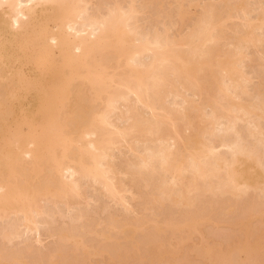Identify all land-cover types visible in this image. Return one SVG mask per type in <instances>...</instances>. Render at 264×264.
Segmentation results:
<instances>
[{
	"label": "bare ground",
	"instance_id": "bare-ground-1",
	"mask_svg": "<svg viewBox=\"0 0 264 264\" xmlns=\"http://www.w3.org/2000/svg\"><path fill=\"white\" fill-rule=\"evenodd\" d=\"M159 1L0 0V219L12 220L0 238L13 241L22 230L40 238L39 224L54 216V207L72 211L89 202L83 182L124 205L128 190L111 165L119 144L137 153L128 163L138 167L133 176L146 173L145 185L148 176L158 179L155 185L149 177L150 203L185 212L166 227L154 223L140 252L138 243L120 244L110 232L144 230V223L117 227L111 220L101 234L80 226L102 239L92 246L71 231L87 217L80 210L71 216L74 227L56 233L55 251L25 264H138L130 262L135 257L140 264H264V82L251 89L254 76L244 69L253 58L250 48L264 61V2L251 7L249 0H221L204 5L185 34L144 32L139 14ZM186 1L178 0L183 23L191 15ZM236 15L244 30L232 37L227 24ZM229 39L231 47L222 49ZM216 129L232 135L238 129L239 139L218 138ZM138 142L150 146L143 152ZM225 147L232 157L220 152ZM225 195L231 197L225 211L239 207L241 214L222 239L204 240L200 226L211 218L204 206L191 210L205 197L213 206ZM165 229L173 235L167 241L156 236ZM69 244L73 250L64 252ZM23 259L0 249V264Z\"/></svg>",
	"mask_w": 264,
	"mask_h": 264
},
{
	"label": "rangeland",
	"instance_id": "rangeland-1",
	"mask_svg": "<svg viewBox=\"0 0 264 264\" xmlns=\"http://www.w3.org/2000/svg\"><path fill=\"white\" fill-rule=\"evenodd\" d=\"M190 1L195 2L197 5L199 4V6H196L195 9L190 8V6L187 5L188 2H190ZM220 1L221 0H187L186 3H184L186 5L185 9H187L191 15H190L189 20H187L186 22L183 23L180 21L178 15H177L178 9H179L178 0H161L158 2L160 5L158 3H157L158 5H156V3L155 4L152 3L151 5L154 4V6H151L149 4L151 6L150 8L147 5L148 10H145L144 12H142L143 10L141 9L142 13L139 14L140 24H141V26L144 27V29H143L144 32L146 30L148 32H151V31L154 32L153 29L155 30L156 28H158L160 31L166 30L167 28L168 29L171 28L170 29L171 35H172V33L174 35L185 34L186 32H188L192 28L194 22L199 17V15L202 13L203 7H205L209 4H216L217 5L220 3ZM261 1L264 2V0H261ZM259 2H260L259 0H249L248 1V3L251 5V7H256ZM253 4H256V5H253ZM143 9H145V8H143ZM252 14L256 15L255 12H253ZM235 18H237V15ZM235 18L233 17V19H234V20H232L233 22L229 21L230 23L227 24L230 26L227 29L228 30L230 29L231 31H228L227 29H225L229 32L230 36H232V37L236 36V34H239L241 31L244 30L243 22H241L242 19L239 20L238 18L237 19H235ZM231 42H232V40H231ZM230 45H231V43H230V39H229V41L223 40L219 46L222 49L226 50V49H228V47ZM248 53L251 56H253V58L251 60H247V62L245 63L244 69L246 70L245 72L250 73L251 75L254 76V79L252 80L253 82H252V84H250L253 87L256 84L257 85L259 84L258 82L260 79H262V81L264 82V80H263V77H264V61L262 59V56L260 55L261 51L258 52L256 50H254V48H252V49L250 48ZM257 74L261 75L262 77L258 76ZM251 89H255V87H253ZM186 93H185V95H187ZM251 93H252V96H253V93H254V95L256 94L253 90ZM188 94H190V93H188ZM183 98H182V100H180L181 98H177L178 101L180 100V103L182 101L181 104L178 102L179 103L178 105L183 104ZM194 98L192 96V99H194ZM254 98H255L254 96L251 98L252 101ZM171 99L173 100L174 97H172ZM168 100H170V99H168ZM168 100L166 103H169V102L171 103V101L168 102ZM195 100H197V99H195ZM173 104H175V103L172 102V104H170L169 106H173ZM173 107H175V106H173ZM180 108H181V106H180ZM121 110H122V108H121ZM208 110H206L207 111L206 113H208ZM124 111H126V110H124ZM123 113L125 114V112H123ZM144 113H145V116H147V117L149 116L148 113H147L148 115L146 114V112H144ZM125 116H126V114H125ZM114 117H116V116H114ZM126 117L128 119L129 116H126ZM115 120L121 121V120L117 119V117L115 118ZM118 121H116V122L113 121V122L117 124ZM125 121H126V119H125ZM224 123H222V125H221L222 127L221 126H217V127L224 128L225 127ZM118 124L123 125V124H125V122L124 121H123V123L119 122ZM122 125H121V127L127 126V124L123 125V126ZM239 125H240V123H239ZM239 125L237 127H239ZM244 125H245L244 123L243 124L241 123V126H243V128H239L241 130L240 133L245 129ZM218 129H216V132L217 131L220 132V133L217 132L218 138H219V137L223 136L226 133V131L224 133V130L221 131ZM237 130L235 133H238ZM189 131L190 130H188V132L187 131L186 132L189 134L191 132V131L190 132ZM229 132H230L229 134H227L228 131L226 133L228 136L232 135L231 132H234V131L229 130ZM244 132H246V131H244ZM244 132H242L243 134L242 133L241 134L244 135ZM217 133H215V134H217ZM222 133H224V134L222 135ZM235 133H233V135ZM235 135L238 138V136L240 134L239 135L235 134ZM235 135L233 138H236ZM214 137H216V136H214ZM244 137H246V133H245ZM215 139H216V141L218 140L217 143H219V141H221V139H223V137L220 139H217V138H215ZM244 139H246V138H244ZM246 141H250V140H246ZM214 142H215V140H214ZM139 143H141V142H138V145L136 144V147L138 149H142L143 145L144 146L146 145V147L150 146V145H147L145 143L143 144V142H142V144H139ZM131 144H134V143L132 142ZM127 145L128 144L121 146L119 144V146L121 148L117 147V148H115V150L112 151V153H114L113 154L114 156L111 157V159H112L111 165L115 168L114 170H116V174H118L117 172H120V173L125 172L124 175H121L122 173L118 174L117 180H118V183H120V187L122 186V187H124V189L128 190V193L126 191H124V192H126V198L125 199H128L127 201H129V202L126 201V203L122 206H126V204H129L131 206H129V205L126 206L129 209H127L126 207L123 208L122 206L118 205V203H117V205H116V203H113L110 199L107 198V195L104 192H102L98 186L97 187L94 186L93 183L86 182V184H85V182H83V192L85 193V197L87 198V201L89 200V202H87V203H86V201L83 202L82 204H80V206L76 207L77 209L72 210V211H67V208H64L65 206H62L61 204L57 208H55L54 205L52 204V206L54 207V212L52 211L54 213V216L52 215V218L45 217L46 219H43L44 221L42 219H40L41 221H43V223L40 222V224H39V226H40L39 232H41L40 238H39V236H37L38 234L36 232H35L36 234L34 232L28 233V232H25V230L24 231L22 230V234H21L20 238L14 239L13 241L2 240L0 238V249L2 250V252L4 254H13V253L16 254V253H18V255L24 257L23 260L16 262V263H13V264H25V262H33L34 260L37 259V257L39 255L40 256L41 255L47 256V255H49L48 254L49 252L55 251L54 247L57 248L58 245L56 244V242H57V240H59L58 237L56 236L58 234V231L61 228H65V227L69 228V230H70V227H67V226L68 225L70 226V223L72 224L75 221L74 220L73 222L72 221L70 222V220L72 219L71 216L79 214L81 212L80 210H82L83 213H87L86 214L87 217H85L81 220H76V221H78L77 227L75 226V228L71 229V231L75 230V233L78 236L83 237V239L92 246H96V245H99V243H102L101 242L102 239L97 234L87 232L88 231L87 228L85 230H82V228H83L82 225H84V226L86 225L85 227H88V225L90 224V225H92V227H94V230L96 231V233L101 234L103 232H107V231L109 232V230L106 229V226H107V223L109 221L111 222V220H113L114 223H116L117 227L126 224V222L135 223L137 225L144 223V225H146L144 230L139 229L138 231H136V229L127 228V230L124 231L127 233V235H125L121 229H113L110 232V235H112L113 237L118 239V242L120 244H124L126 246L129 245V247H130V245H132L134 243H136V244L138 243L140 252H145L146 249L148 248V245L150 244V242L147 241L146 236L149 234L150 229H151V231L153 230L152 227H153L154 223H156V222L162 223L164 225L163 227H166V222L169 219H172V218H173V220L174 219L176 220V218H177V220L181 219L180 218L182 216L181 214L184 215V213H185L184 211H182L183 210L182 208H181L182 210L178 209L180 207H177V209L175 207L171 208L173 206L172 205L170 206L166 202L164 204V207H163V205L160 207V206H156V205L150 203V197L153 194L152 193L153 187L150 184L149 188H148V184H149V182H151L150 178L153 179L154 177L152 178L151 176H148L146 178V182H148V184L145 185V183H144L145 178H143L144 179V181H143L142 177H144L146 175V173L144 175H142L141 178L136 176V175H138V174H136L137 172L134 173V175L136 174L135 176L132 175L133 174L132 170H136V169H138V167L133 162V164L136 165V166H133L130 164L131 167L132 166L134 167V169H133V167L131 168L128 166V163L135 161V156L137 153L133 154L134 152H131V150L129 151L130 147L128 146L129 147V149H128ZM138 149L136 151H138ZM143 150H144V147H143L142 151ZM223 150L225 151V153H222V154L226 155V154H228V151L232 150V149L225 147V149L221 148L220 152ZM145 151L146 150H144L143 152H145ZM230 153H233V152H230ZM229 154H228V156L232 157V155H229ZM137 161H138V159H137ZM137 164H138V162H137ZM136 171H138V170H136ZM148 178H149V180H148ZM154 179H157V178H154ZM154 179H153V181L155 182V185H157V182ZM117 180H115V181L117 182ZM145 186H147V188ZM153 186H154V184H153ZM124 195H125V193H124ZM253 196H254L253 197L254 200H256L255 199L256 195L253 194ZM221 199L223 200V202L219 201L220 203L215 204V205L213 204V206H212V203H211V205L209 203L210 202L209 198H207L208 202H205L206 201V197H205V201H203V202L199 201V203L197 204L198 206L196 208L193 207L191 210V211L197 210L196 212H198L199 210H201V207L204 206L205 212L203 213V215L205 214V216H206L209 214V216H207V217L211 218L210 221H205L203 223V225L200 226V232L202 233V237H204V240L208 239L210 242H212L215 240L219 241L220 239H222L225 234L231 232L229 230L230 223L233 222L234 219H237V217H239L241 214V210L239 209V207H237L236 209H234L232 211H225V206H227V204L229 203L227 201H229L228 199H231L230 196L225 195ZM166 206L167 207L169 206L171 209H169V207L167 209ZM48 207H51V205ZM130 207H132L133 209H131ZM50 209L51 208H49V209L47 208V210L51 211ZM59 210H61V211H59ZM127 210H129V211H127ZM203 210L204 209H202V211ZM202 211H200V212H202ZM52 212H50V213L53 214ZM182 212H184V213H182ZM73 217H74V219L76 218L75 216H73ZM92 217H95V219L93 220ZM91 218H92V220H91ZM9 220L10 219H8L7 221H9ZM7 221L0 219V231L1 232L3 230L9 231L8 230L9 228L6 226L9 225L10 223ZM11 221L12 220H10V222ZM7 223H9V224H7ZM71 226H73V224ZM4 227H5V229H4ZM6 228H8V229H6ZM134 234H136V235L134 236V239H133L132 235H134ZM156 236H157V238L160 236L161 239H164L163 241H167L168 239L170 240V238L173 235L169 229H165L164 232H158L156 234ZM179 237H180V235L178 234L176 236V238H179ZM194 238L196 239V241H199V239L201 237H199V235L197 234L196 236H194ZM113 242L114 241L111 240V241H107L106 243L111 244ZM30 247H31V251L29 250ZM72 250L73 249H72V246L70 244L67 247H64V252H70ZM44 253L45 254L47 253V255H44ZM80 253H81L80 251L77 252V254H80ZM112 253H114V251ZM138 258L139 257L132 258L130 260V262L140 264L139 263L140 261H138ZM143 262H146V260H143ZM160 264H162V263H160Z\"/></svg>",
	"mask_w": 264,
	"mask_h": 264
}]
</instances>
